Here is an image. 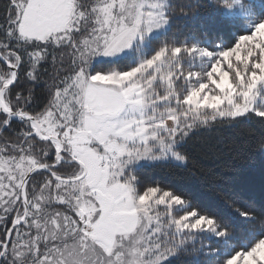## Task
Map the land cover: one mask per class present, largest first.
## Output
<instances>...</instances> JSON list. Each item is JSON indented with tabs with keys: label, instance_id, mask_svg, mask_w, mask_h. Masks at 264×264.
Here are the masks:
<instances>
[{
	"label": "snow or ice",
	"instance_id": "snow-or-ice-1",
	"mask_svg": "<svg viewBox=\"0 0 264 264\" xmlns=\"http://www.w3.org/2000/svg\"><path fill=\"white\" fill-rule=\"evenodd\" d=\"M243 123L264 0H0V264H264V198L222 190L225 216L144 176Z\"/></svg>",
	"mask_w": 264,
	"mask_h": 264
},
{
	"label": "trees",
	"instance_id": "trees-1",
	"mask_svg": "<svg viewBox=\"0 0 264 264\" xmlns=\"http://www.w3.org/2000/svg\"><path fill=\"white\" fill-rule=\"evenodd\" d=\"M187 2L195 4L197 0ZM199 3H207V0H199ZM201 16L202 24L191 31L214 38L217 25L205 18V9H201ZM176 29L181 33L189 31L179 23ZM262 136L264 131L255 123L225 127L210 135L206 134L196 143L187 170L148 168L144 170V176L148 182L160 180L174 183L178 189L189 192L225 216L227 210L216 196L217 193L223 195L222 190L241 191L245 203L258 207L264 198V152L259 150Z\"/></svg>",
	"mask_w": 264,
	"mask_h": 264
}]
</instances>
